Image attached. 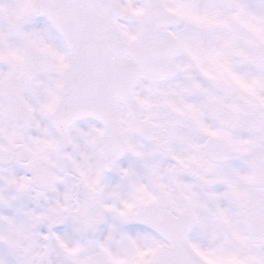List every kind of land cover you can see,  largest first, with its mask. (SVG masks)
<instances>
[{
  "label": "snow or ice",
  "instance_id": "snow-or-ice-1",
  "mask_svg": "<svg viewBox=\"0 0 264 264\" xmlns=\"http://www.w3.org/2000/svg\"><path fill=\"white\" fill-rule=\"evenodd\" d=\"M0 264H264V0H0Z\"/></svg>",
  "mask_w": 264,
  "mask_h": 264
}]
</instances>
